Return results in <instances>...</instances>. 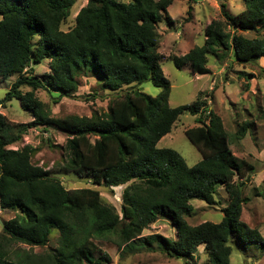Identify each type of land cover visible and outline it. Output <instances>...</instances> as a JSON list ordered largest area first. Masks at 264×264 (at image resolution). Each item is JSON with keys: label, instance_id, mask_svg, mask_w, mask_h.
Returning <instances> with one entry per match:
<instances>
[{"label": "trees", "instance_id": "obj_1", "mask_svg": "<svg viewBox=\"0 0 264 264\" xmlns=\"http://www.w3.org/2000/svg\"><path fill=\"white\" fill-rule=\"evenodd\" d=\"M76 1L0 0V83L16 76L0 106L16 99L33 118L27 125H12L0 115V210L15 213L1 224L0 264L109 263L95 239L117 237L118 248L131 249L159 218L171 223L177 238L154 235L148 241H156L161 252L175 260L193 259L203 246L204 264H230L231 237L240 247L248 242L264 244L256 230L242 231L239 225L243 180L254 172L253 165L232 154L219 117L201 110L202 102L174 108L168 104L170 83L160 67L157 28L163 20L171 22L167 9L174 0H88L73 27L63 32L60 27ZM244 2V10L235 15L221 3L224 24L211 21L203 31L202 46L171 58L174 67L189 65L194 74L206 75L208 55L218 61L230 58L239 65L264 56V0ZM239 32L263 35L246 38ZM45 60L49 74L42 80L31 68ZM241 76L247 82L253 78L243 72ZM80 77H93L99 89L118 95L106 112L89 118H52L35 92L52 89L58 93L55 100L69 98ZM147 82L162 92L152 97L138 90ZM22 87L30 90L22 93ZM185 111L200 114V125L184 132L201 155L192 167L177 152L157 148ZM35 126L67 135L64 169L68 173L109 189L130 184L121 195L120 216L102 203L97 190L68 191L50 171L33 165L32 147L8 148ZM247 129V123L240 125L238 138ZM236 177L240 182L235 183ZM218 185L228 198L221 221L189 226L182 217L192 212L189 201L216 205ZM53 231L58 232V245L45 255L24 251L16 254V260L9 257L8 245L43 248Z\"/></svg>", "mask_w": 264, "mask_h": 264}, {"label": "rangeland", "instance_id": "obj_2", "mask_svg": "<svg viewBox=\"0 0 264 264\" xmlns=\"http://www.w3.org/2000/svg\"><path fill=\"white\" fill-rule=\"evenodd\" d=\"M87 2L88 0L75 2L68 20L60 27L63 32L73 27L75 16ZM221 3L225 4L227 11L232 15L243 11L245 7L244 0H174L167 9V16L171 22L168 24L163 20L157 28V52L162 58L160 60L162 74L170 83L169 106L174 108L198 101L202 102L201 110L212 111L214 115L221 114L230 151L235 157L253 165L254 172L243 180L244 202L239 225L242 231L244 227H248L264 237V56L254 63L239 65L230 58L218 61L208 55L206 66L210 72L206 75L194 74L189 65L178 70L171 62V58L183 56L189 50L202 46L203 31L211 21L224 24L220 16ZM224 31L228 36L231 35V31L225 26ZM239 33L246 38L263 35V33L251 32ZM242 72L253 75V78L247 82L245 77L241 76ZM31 73L43 80L49 74V61L45 60L39 65L32 66ZM15 79L16 76H13L0 83V99ZM29 90L26 87L21 88L22 93ZM138 90L155 97L163 89L147 82L139 86ZM57 95L58 93L52 89L35 92L36 98L43 103L52 118L63 119L70 116L89 118L94 113L106 112L109 104L118 94L99 89L93 77H80L77 91L72 97L55 100ZM0 115L12 125H27L33 121L32 115L24 110L16 99L0 106ZM199 117L200 114L192 115L185 111L173 124L170 133L158 142L157 148L171 149L180 155L188 167L194 166L201 160V155L187 140L184 132L199 126L200 124L197 123ZM243 123L248 124V129L244 137L238 138L237 129ZM13 131L16 134L19 129L15 128ZM67 138V135L59 130L35 126L27 129V132L20 136V140L8 148L16 150L26 145L32 147L36 150L31 158L33 165L50 171L68 191L97 190L102 203L113 207L120 216L121 195L130 184L109 189L93 186L89 179L68 173L64 169V161L67 157L64 147ZM234 181L240 182L237 177ZM215 200L216 205L208 206L198 199H191L189 204L192 212L182 214V217L189 226H197L205 222L218 224L223 217L221 209L228 202L221 185H218ZM14 215L12 211L0 210V234L1 224ZM154 235L170 240L177 238L171 223L165 218H159L149 228L143 230L138 240L133 242L135 246L131 249L123 246L118 248L117 237L110 238L109 241L95 239L94 242L109 256L110 262L105 264H204L206 262L203 246L198 247L193 259L175 260L165 256L156 241H148V238ZM57 240L58 232L53 231L48 244L43 248L30 249L22 244H10L7 251L13 260L17 259L16 254L22 255L24 251L45 255L57 247ZM228 245L231 249L230 264H264V244L248 242L245 247H240L236 239L231 237Z\"/></svg>", "mask_w": 264, "mask_h": 264}, {"label": "crops", "instance_id": "obj_3", "mask_svg": "<svg viewBox=\"0 0 264 264\" xmlns=\"http://www.w3.org/2000/svg\"><path fill=\"white\" fill-rule=\"evenodd\" d=\"M210 112H212V111H210ZM213 114H214V112H212ZM215 116H217V117H219V119H220V121H221V124H222V127H223V118L221 117V114H215ZM223 129H224V127H223Z\"/></svg>", "mask_w": 264, "mask_h": 264}]
</instances>
